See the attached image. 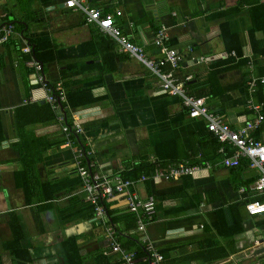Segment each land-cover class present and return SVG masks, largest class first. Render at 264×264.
<instances>
[{
	"label": "crops",
	"instance_id": "0c3cea01",
	"mask_svg": "<svg viewBox=\"0 0 264 264\" xmlns=\"http://www.w3.org/2000/svg\"><path fill=\"white\" fill-rule=\"evenodd\" d=\"M85 5L114 15L148 57L164 58L165 47L181 54L180 65L163 70L230 126L264 115V0ZM11 23L10 39L0 43V264H156V254L158 264H264V213L246 208L264 200L247 187L259 168L248 158L227 166L207 120L192 117L182 96L163 92L159 76L84 10L64 0H5L0 28ZM49 88L62 91L56 106L46 99ZM249 135L264 141V119ZM181 162L201 168L176 179L156 175ZM80 164L154 196L144 232L142 211L128 209L126 193L108 195L107 215L96 214Z\"/></svg>",
	"mask_w": 264,
	"mask_h": 264
},
{
	"label": "built area",
	"instance_id": "2783aa9c",
	"mask_svg": "<svg viewBox=\"0 0 264 264\" xmlns=\"http://www.w3.org/2000/svg\"><path fill=\"white\" fill-rule=\"evenodd\" d=\"M2 1L5 0H0V2ZM87 1L89 0H64V6L71 9L84 10L87 14L88 22L97 23L101 30L108 31L121 44L122 50L130 52V54L140 59L152 72L159 76L161 90L163 92L182 96L183 104L189 109V113L192 117L207 120L208 129L213 132L221 142L219 151L226 155L223 161L227 166H238L241 164L243 158H248L252 166L260 169L261 175L259 178L255 179L247 187L251 190L264 192V141L249 135L251 129L260 125V122L264 119V115L260 114L258 118L252 122H247L242 128L236 129L230 126L221 116L210 111L203 97L189 94L184 82L178 81L172 70H163V66L168 63L173 68L180 65L182 60L181 54L175 49L165 47L163 49L166 53L164 58L154 60L148 57L142 47L136 45L122 32L121 28L116 23L114 15L104 14L99 8L86 6L85 3ZM121 13V11L117 12L118 15ZM13 30L14 25L12 23L4 24V26L0 28V43L7 42ZM164 37L165 34L160 32L157 43L161 44ZM31 49L29 45H26L23 51L30 52ZM42 65L40 61H35V68L38 72L39 79L46 84L44 81L45 77L41 74L43 69ZM262 82H264V79H262ZM251 84H254V82H251ZM56 88L57 87H55L56 91L59 90ZM49 90L50 92L47 94L46 99L54 106L64 99L62 91L60 92L61 94L58 95L53 89L49 88ZM59 119H64V116H61ZM75 128L78 132L82 130L79 124L75 125ZM64 130L69 132V126L64 125ZM77 154L80 158H83L87 156V151L83 147H80ZM200 168L201 165L190 164L188 162L174 163L170 165L168 172H157L156 175L166 179H176L181 175L193 174ZM78 170L84 182L88 198L94 204L95 212L98 216L105 217L107 215V208L103 201L108 195L126 193L128 209L135 212L142 211L138 217L137 229L140 232H144L146 221L152 219L156 213V200L154 196H141L138 191L133 189V185L135 184L134 180L125 179L119 175L111 176L109 174L99 173L81 164ZM142 179H146V177L143 176ZM242 191H245V188ZM246 208L252 215L264 213V201L259 199L248 200L246 202ZM112 248L115 251L120 250V246L115 242L112 243ZM156 256L157 260L155 263L158 264L157 261L162 259V256L157 254ZM127 260L132 263L131 256H127Z\"/></svg>",
	"mask_w": 264,
	"mask_h": 264
},
{
	"label": "rangeland",
	"instance_id": "374dc122",
	"mask_svg": "<svg viewBox=\"0 0 264 264\" xmlns=\"http://www.w3.org/2000/svg\"><path fill=\"white\" fill-rule=\"evenodd\" d=\"M13 17H14L13 15H10V16H9V18H11V19H12Z\"/></svg>",
	"mask_w": 264,
	"mask_h": 264
},
{
	"label": "trees",
	"instance_id": "16d2710c",
	"mask_svg": "<svg viewBox=\"0 0 264 264\" xmlns=\"http://www.w3.org/2000/svg\"><path fill=\"white\" fill-rule=\"evenodd\" d=\"M248 186V185H247ZM262 201H264V200H262ZM76 251V250H75Z\"/></svg>",
	"mask_w": 264,
	"mask_h": 264
}]
</instances>
